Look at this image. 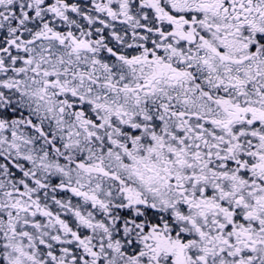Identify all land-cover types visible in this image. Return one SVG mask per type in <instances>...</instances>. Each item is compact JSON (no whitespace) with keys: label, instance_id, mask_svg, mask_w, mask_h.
I'll use <instances>...</instances> for the list:
<instances>
[{"label":"snow or ice","instance_id":"1","mask_svg":"<svg viewBox=\"0 0 264 264\" xmlns=\"http://www.w3.org/2000/svg\"><path fill=\"white\" fill-rule=\"evenodd\" d=\"M0 264H264V0H0Z\"/></svg>","mask_w":264,"mask_h":264}]
</instances>
